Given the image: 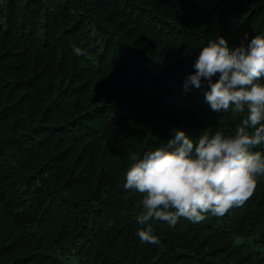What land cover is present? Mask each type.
<instances>
[{
	"label": "trees",
	"instance_id": "trees-1",
	"mask_svg": "<svg viewBox=\"0 0 264 264\" xmlns=\"http://www.w3.org/2000/svg\"><path fill=\"white\" fill-rule=\"evenodd\" d=\"M245 33L264 35V0H0V264H264V177L222 216L150 221L158 243L124 187L129 154L174 129L235 133L184 83Z\"/></svg>",
	"mask_w": 264,
	"mask_h": 264
},
{
	"label": "clouds",
	"instance_id": "clouds-1",
	"mask_svg": "<svg viewBox=\"0 0 264 264\" xmlns=\"http://www.w3.org/2000/svg\"><path fill=\"white\" fill-rule=\"evenodd\" d=\"M244 41L238 46L223 36L209 41L184 83L187 90L206 81L210 108L218 113L231 109L241 117L233 135L218 130L194 140L174 129L162 146L142 156L129 154L124 187L142 196L137 216L145 226L137 233L141 242L158 243L153 220L174 226L180 217L199 223L209 213L224 215L244 204L264 177V154L253 151L264 145V35L249 39L245 33Z\"/></svg>",
	"mask_w": 264,
	"mask_h": 264
}]
</instances>
